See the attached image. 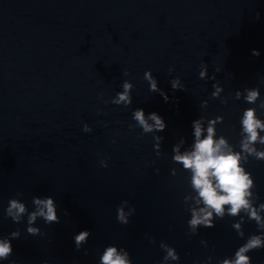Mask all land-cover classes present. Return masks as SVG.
Returning a JSON list of instances; mask_svg holds the SVG:
<instances>
[{"label":"clouds","instance_id":"clouds-1","mask_svg":"<svg viewBox=\"0 0 264 264\" xmlns=\"http://www.w3.org/2000/svg\"><path fill=\"white\" fill-rule=\"evenodd\" d=\"M252 55L259 56L260 53L253 49ZM199 75L200 78H204L206 76V69H202ZM145 79L150 82V91L158 90L156 82L152 79L150 72L145 73ZM178 86V80L172 82L174 89ZM123 89V92L117 93V97L112 103L117 105H128L131 103L129 93L132 89V84L125 81ZM220 90L217 88L213 96L218 95ZM258 97V89L247 91L246 100L249 103H255ZM164 98L167 101V96ZM133 118L146 133L152 132L153 130L163 131L166 127L162 117L155 112L151 113L146 119L144 110L137 109L133 114ZM149 120L153 121V123L150 124L148 122ZM215 123L216 121L209 122L207 135L201 138L204 131L201 127V121H194L193 126L196 142L193 150L181 155L179 154L178 147L174 149L177 153L174 156V160L181 163L185 169H190L193 174L192 185L198 192L199 197L197 204L202 202L204 205V207H200L199 209H192V218L188 221V224L193 230L201 225L206 228H212L214 227L212 223L213 212L217 217L222 218L224 216L225 206L227 205L230 206L229 213L233 216L237 215L241 209H251V218L256 220L261 227H264V224H261L260 216L255 209H252L248 199L252 195L249 191L253 186V180L250 178L251 174L241 166L242 159L244 162H247L248 156H253L257 160H264V151H258L254 147L257 142L264 145V136H260L258 131H264V123L260 119H257L255 109L249 108L244 112L241 122L244 136L240 141V151H234L223 136L219 139H214L216 135ZM83 130L90 132L91 128L85 125ZM102 165L107 167V163L102 162ZM17 195H21V193ZM33 204L35 205V210L28 214L29 225L34 223L38 216L42 217L47 224L59 223L57 207L52 197L43 199L33 197ZM125 205H128L127 201H124L117 208V220L122 224H127L129 222L128 217L135 212L134 208H129V212L126 214L123 207ZM261 207L264 208V205ZM26 212L27 209L24 203H21L18 199L11 198L5 214L13 222L19 223L21 217ZM234 227L239 229L240 225L236 224ZM27 232L31 235L42 234L38 228L30 226L27 228ZM19 235V231H14L10 234L11 239L0 238V261L7 260L12 255L13 247L11 240L18 238ZM89 235L90 233L85 230L74 236L77 250L81 249L82 244L87 243ZM161 247L167 251V255L164 257L165 260L169 258L173 260L179 259L174 249L168 248L163 244ZM260 248H264V238L260 235H253L235 252L234 260L225 259L223 264H251V257L246 255V253ZM100 264H132V260L126 250L122 248L118 252L116 246L110 245L106 247L101 256Z\"/></svg>","mask_w":264,"mask_h":264},{"label":"water","instance_id":"water-1","mask_svg":"<svg viewBox=\"0 0 264 264\" xmlns=\"http://www.w3.org/2000/svg\"><path fill=\"white\" fill-rule=\"evenodd\" d=\"M264 224V193L248 198ZM225 206L224 216L213 212L214 227L197 226L193 230L188 221L192 212L156 219L132 221L127 224L38 228L42 234L31 235L27 228L0 227V238L11 239L10 234L19 231L11 240L13 253L0 264H100L107 246H116L129 253L132 264H223L234 260L235 252L253 235L264 238V227L241 209L233 216ZM239 224L237 229L234 225ZM90 233L87 243L77 250L74 236L81 231ZM243 233V235H241ZM174 249L179 257L169 258L165 248ZM251 264H264V248L246 253Z\"/></svg>","mask_w":264,"mask_h":264}]
</instances>
